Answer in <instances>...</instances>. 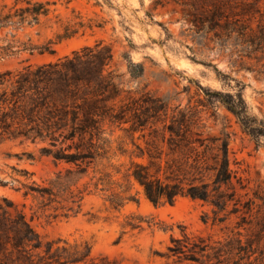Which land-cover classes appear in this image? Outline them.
I'll return each instance as SVG.
<instances>
[{"label": "trees", "instance_id": "trees-1", "mask_svg": "<svg viewBox=\"0 0 264 264\" xmlns=\"http://www.w3.org/2000/svg\"><path fill=\"white\" fill-rule=\"evenodd\" d=\"M57 1L61 0H0V57L55 54L60 42L84 35L94 26L102 27L84 22L78 15L64 19L57 14L54 37L44 42L36 40L32 30L52 19V6ZM171 2L183 6L199 51L213 44L218 54L229 55L231 60L235 56L242 62L255 60L259 73L264 74V0H153V10ZM148 15L152 17L151 13ZM190 49L194 54L190 60L200 62L194 48ZM123 57L127 61L126 73L134 80L142 77L144 65L134 62L128 52ZM113 61L111 45L99 40L55 61L0 70V144H42L41 155L51 157L56 166H67L43 185L33 179L34 173L12 166L17 176L12 177V182L0 180V186H10L24 197H32L44 210H63L66 216L80 213L85 197L91 194L108 192L106 201L115 210H121L128 202L138 203V193H131V180L155 206L172 205L179 197L200 200L210 205L213 213L212 217L203 214V222L211 220L212 225H221L235 215L239 217L237 230L224 239H214L183 228L180 237L171 238L163 254L172 262L168 264H264V210L253 213L254 201H243L233 183L228 152L230 133L222 139L220 162L213 168L207 166L205 156L199 152L194 153L191 162L189 152H107L108 129L123 128L131 122L124 130L135 132L167 108L159 97L150 99L154 106L146 111L136 104L138 100L134 99L135 105L131 106L123 97L125 73H118L112 67ZM208 95L236 117L257 148L264 147V119L251 113L243 84L235 93L211 91ZM168 129L174 132L173 124ZM118 154L128 155L131 165L124 174L129 183L119 186L117 192L113 173L121 170L112 159ZM26 155L33 158L32 154ZM135 157L145 162L133 160ZM85 178L89 179L82 182ZM1 200L0 264H123L106 256L91 257L88 243L43 241L22 209L7 197ZM144 222L153 225L152 220L131 214L123 227L142 229Z\"/></svg>", "mask_w": 264, "mask_h": 264}, {"label": "rangeland", "instance_id": "rangeland-1", "mask_svg": "<svg viewBox=\"0 0 264 264\" xmlns=\"http://www.w3.org/2000/svg\"><path fill=\"white\" fill-rule=\"evenodd\" d=\"M12 2L13 0H8ZM153 0H61L52 6L55 11L40 28L32 30L36 40L46 41L54 37L58 29L55 15L62 18L81 16L84 22L101 24L88 29L55 46V54L24 53L16 57H0V70L22 68L25 65L55 61L71 54L85 45L103 40L111 45L114 53L112 67L125 73L123 97L131 106L134 99L146 111L152 107L151 98H161L167 105L144 128L135 132L123 128L108 129L110 139L107 152H189L190 162L199 152L205 156L207 166L213 168L220 162L222 139L230 133L228 152L233 183L243 201H254L253 213L264 210V147L257 148L255 141L245 134L236 117L217 99H210L208 92L235 93L244 85V98L250 111L264 119V74L259 73L255 60H242L229 55H220L217 48L203 47L190 34V21L180 3L171 2L153 10ZM181 2V1H180ZM152 15L150 17L148 14ZM39 32V34H37ZM191 47L200 62H193ZM128 52L134 62L144 65L142 77L134 80L127 72ZM212 64V66L206 65ZM215 65L216 67H214ZM217 70H216V69ZM228 75V76H224ZM148 95H145L147 94ZM152 110V109H151ZM132 114V113H130ZM173 124L174 132L168 129ZM264 142V140H263ZM42 144L5 141L0 144V180L12 182L17 176L12 166L34 173L38 184L47 180L67 166H56L51 157L40 154ZM32 154L29 158L26 154ZM180 157L175 154V157ZM133 160L145 162L135 157ZM121 173L114 171V191H120L129 182L124 177L131 165L128 155H117L112 159ZM114 170V169H110ZM214 171H209L213 176ZM22 180L23 177H20ZM85 178L82 182L87 181ZM211 180V179H209ZM131 193H138L139 202H128L121 210L110 207L107 193L87 195L82 211L76 215H64L63 210L42 209L32 197H24L10 186H0L1 198L12 200L22 209L43 241L62 239L73 243H88L91 257L102 256L117 259L123 264H168L163 254L171 244L172 237H180L182 229L193 234L224 239L232 234L239 217L233 215L221 225L203 222V214L213 216L212 207L200 200L179 197L174 204L153 205L143 195L141 187L134 181ZM14 185H17L14 182ZM261 211V212H262ZM140 214L152 220L151 226L143 223L142 229L123 227L127 217ZM243 233H247L244 228Z\"/></svg>", "mask_w": 264, "mask_h": 264}]
</instances>
